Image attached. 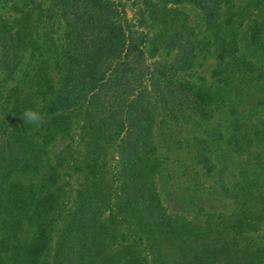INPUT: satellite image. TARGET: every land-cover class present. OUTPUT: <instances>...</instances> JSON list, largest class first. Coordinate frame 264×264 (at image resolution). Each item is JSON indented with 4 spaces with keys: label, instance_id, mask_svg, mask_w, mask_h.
Returning <instances> with one entry per match:
<instances>
[{
    "label": "trees",
    "instance_id": "16d2710c",
    "mask_svg": "<svg viewBox=\"0 0 264 264\" xmlns=\"http://www.w3.org/2000/svg\"><path fill=\"white\" fill-rule=\"evenodd\" d=\"M262 226L264 0H0V264H264Z\"/></svg>",
    "mask_w": 264,
    "mask_h": 264
},
{
    "label": "clouds",
    "instance_id": "9594fccd",
    "mask_svg": "<svg viewBox=\"0 0 264 264\" xmlns=\"http://www.w3.org/2000/svg\"><path fill=\"white\" fill-rule=\"evenodd\" d=\"M22 120L29 124H33L38 128L44 122V117L38 110L26 109L23 112Z\"/></svg>",
    "mask_w": 264,
    "mask_h": 264
},
{
    "label": "rangeland",
    "instance_id": "374dc122",
    "mask_svg": "<svg viewBox=\"0 0 264 264\" xmlns=\"http://www.w3.org/2000/svg\"><path fill=\"white\" fill-rule=\"evenodd\" d=\"M126 17L128 19H130V17H131V12L128 9H126ZM260 233H262V234L264 233V226H262Z\"/></svg>",
    "mask_w": 264,
    "mask_h": 264
}]
</instances>
